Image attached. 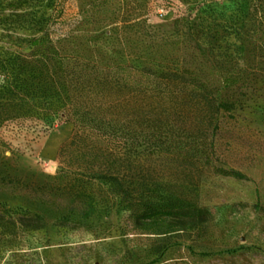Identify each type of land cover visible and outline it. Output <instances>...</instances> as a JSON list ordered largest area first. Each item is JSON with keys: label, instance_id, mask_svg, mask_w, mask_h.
<instances>
[{"label": "rangeland", "instance_id": "1", "mask_svg": "<svg viewBox=\"0 0 264 264\" xmlns=\"http://www.w3.org/2000/svg\"><path fill=\"white\" fill-rule=\"evenodd\" d=\"M176 1L65 0L60 20L48 22L51 0H0V264H264L262 91L237 93L235 116L221 114L215 164L247 177L209 166L197 193L213 217L195 228L170 219L143 227L134 214L141 206L81 168L72 123L46 128L53 106L73 104L41 73L48 68L44 49L31 43L44 34L41 26L70 35L82 56L105 62H254L257 0H204L203 7ZM129 152L145 198L171 193L163 182L172 164L148 150L138 156L135 146ZM5 176L15 180L5 184ZM83 177L91 178L94 208L77 196Z\"/></svg>", "mask_w": 264, "mask_h": 264}, {"label": "trees", "instance_id": "2", "mask_svg": "<svg viewBox=\"0 0 264 264\" xmlns=\"http://www.w3.org/2000/svg\"><path fill=\"white\" fill-rule=\"evenodd\" d=\"M51 1L47 20L56 22L64 14L65 0ZM163 1L164 7L177 3ZM203 4L204 0H197L198 7ZM255 6L257 45L249 67L232 60L204 67L168 56L105 62L82 56L70 35L47 26H41L42 36L31 40L37 49H44L41 59L48 68L41 73L52 75L73 104L53 106L57 112L50 110L46 128L54 129L61 121L72 123L74 137L81 142V168L91 178L108 181L124 200L141 206L134 214L147 229L169 219L195 228L213 217L197 193L209 166L217 173L247 177L241 170L215 164L219 160L215 138L222 112L235 116L242 101L237 93L246 95L253 89L264 94V0H257ZM5 129L0 125V139ZM134 146L138 156L148 150L172 164L171 176L163 183L173 190L164 198L144 197L143 182L136 179L139 172L131 171L129 151ZM8 177L1 180L5 184L15 180ZM91 178L77 180V196L94 208Z\"/></svg>", "mask_w": 264, "mask_h": 264}]
</instances>
